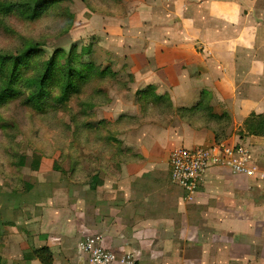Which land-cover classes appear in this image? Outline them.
<instances>
[{"label":"crops","instance_id":"obj_1","mask_svg":"<svg viewBox=\"0 0 264 264\" xmlns=\"http://www.w3.org/2000/svg\"><path fill=\"white\" fill-rule=\"evenodd\" d=\"M139 1L130 20L102 19L101 47L119 87L106 89L109 105L97 119L108 117L115 141L101 128L66 168L35 163L16 221L33 239L12 232L21 252L4 254L9 264H43L25 259L33 247H49L53 264H89L81 244L94 234L115 253L142 255L154 260L149 264L168 256L179 261L166 264H231L237 226H264V179L212 168L189 201L170 163L178 146L215 143L214 116H227L224 139L245 144L264 168V136L246 133L251 115L264 114V0ZM145 91L167 98L177 115L147 120L137 101ZM181 108L214 120L183 118Z\"/></svg>","mask_w":264,"mask_h":264},{"label":"rangeland","instance_id":"obj_2","mask_svg":"<svg viewBox=\"0 0 264 264\" xmlns=\"http://www.w3.org/2000/svg\"><path fill=\"white\" fill-rule=\"evenodd\" d=\"M38 1L0 0V54L26 56L10 81L14 94L5 100L0 99L4 100L0 101V219L5 223L3 228L0 227V251L13 255L11 259L21 252L19 237L16 239L12 232L33 239L32 231L17 225L16 221L21 213L24 215L19 211L20 204L25 202L22 190L28 189L24 178L35 177V163L44 158L66 168L68 157L75 152L82 155L84 139L92 138L95 131L99 138L101 128L107 129L108 139L115 141L108 117L97 119L101 113L99 110L109 105L110 96L106 89L119 87L116 79L119 74L108 72L100 76L97 73L110 67L109 57L101 47L105 41L102 19L104 15H110L113 21L116 16L130 20L142 4L139 0H57L32 17V7ZM1 6H13V9L7 12ZM59 49H64V53L57 59L58 67L54 76L47 80L45 97L40 103L35 94L40 89L44 64L57 55ZM89 62H95L94 68H90L95 71L85 66ZM67 63L85 74L87 81L79 79V92L60 100L65 88L64 67ZM13 66V61L9 60L0 63V90L9 83ZM123 77L126 80L127 75ZM137 101L147 120L177 115L171 112V104L164 96L154 97L145 91ZM177 111L181 117L192 121L210 123L215 119L212 124L220 130L227 126V116H214L213 119L211 114H195V108ZM33 178L31 182L35 181ZM32 192L30 196L36 199L38 189L34 187ZM236 229V259L231 264H264V260L258 258L260 251L264 254V226H237ZM135 258L137 264L138 261L139 264L154 262L142 255ZM156 261L166 264L179 260H171L168 256ZM220 261L222 264L224 259Z\"/></svg>","mask_w":264,"mask_h":264},{"label":"built area","instance_id":"obj_3","mask_svg":"<svg viewBox=\"0 0 264 264\" xmlns=\"http://www.w3.org/2000/svg\"><path fill=\"white\" fill-rule=\"evenodd\" d=\"M171 179L186 190L187 200H193L206 173L212 168L225 167L235 173L259 176L264 168L255 161L250 149L242 143L227 140L208 146L190 148L178 146L170 155ZM89 264H137L134 253L117 254L103 245V236H88L81 244Z\"/></svg>","mask_w":264,"mask_h":264},{"label":"trees","instance_id":"obj_4","mask_svg":"<svg viewBox=\"0 0 264 264\" xmlns=\"http://www.w3.org/2000/svg\"><path fill=\"white\" fill-rule=\"evenodd\" d=\"M57 0H40L38 2H36V6L32 7L33 10V16H38L39 13H41L40 11L44 10L46 6H48V4H52V2H56ZM58 1H62V0H58ZM2 9H5V11L10 12L13 9V6H1ZM76 48L77 45H74ZM73 48V49H74ZM57 55L55 54L53 58H51L47 63H45V70L41 76V78L39 79V83H40V89L36 92L35 97L37 98V101H39L41 103V99L43 97H45V89H46V85H47V80H49L51 78V76H54V70L56 67H58L57 64V59H59L60 54L64 53V49H59L57 50ZM26 56L23 55H17V56H13V55H3L0 54V63L3 64L5 61L9 60V61H13V69L10 73L11 78L9 79V83L0 90V99H7L9 97H11L14 94V88L12 87L10 81L12 80V78L14 77V73L15 71L18 69L19 64L22 63V60L25 59ZM69 57V56H68ZM68 60L71 62L70 57L68 58ZM95 62H89V64H85V66L88 67V69L90 68H94L93 66ZM66 70V74L64 76L65 78V88L63 93L61 94L60 100H66L67 97L72 94L73 92L78 93L79 92V86L77 85L78 80L81 79V81L86 80L87 78H85V74H82L79 70L77 71L71 63H67L66 66L64 67ZM96 68V67H95ZM109 68L106 69H102L100 72V76H103L105 74H108V72L116 74V72H114L113 70H108ZM92 72L95 71V69H90ZM89 70V71H90ZM56 75V74H55ZM49 82V81H48ZM75 83V84H74ZM75 85V87H74ZM4 100H0L1 102ZM39 104V103H38ZM217 133V141L221 142L224 139V135H225V130L222 129H217L216 130ZM242 133V132H241ZM246 133L247 134H253V135H260V136H264V114H253L251 115V117L246 121ZM21 163H24V161H22ZM5 225L4 221H2V219H0V227L3 228V226ZM37 256L41 259V261L43 262V264H53V253L50 250L49 247H40V248H36L33 247L31 252L29 253H25V259H31V256ZM0 264H9L5 258H4V254L0 251Z\"/></svg>","mask_w":264,"mask_h":264}]
</instances>
